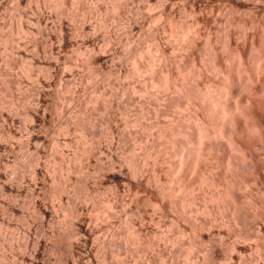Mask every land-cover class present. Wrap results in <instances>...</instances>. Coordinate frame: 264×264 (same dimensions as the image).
Here are the masks:
<instances>
[{"label": "bare ground", "instance_id": "bare-ground-1", "mask_svg": "<svg viewBox=\"0 0 264 264\" xmlns=\"http://www.w3.org/2000/svg\"><path fill=\"white\" fill-rule=\"evenodd\" d=\"M28 1L29 0H16L15 4H16V8L17 9H15V10H18V12L19 11L22 12L23 10L21 11L19 9H22L21 6L24 5V4L26 5ZM83 1L84 0H34L33 1V3L36 2V5L38 6V7L37 6L36 7L38 9L36 8L37 9V13H35V14H37V16H35V18H34L35 20L32 19V21H35V24L38 25L40 28L38 27L39 28L38 30L35 29L34 27H31V28H34L40 36L47 37L48 38L47 41L51 42L50 50L48 52H47V50L45 48L47 41L41 42L42 40L39 41L38 38H36V37L28 38V40L24 39L22 37L25 42L22 43V42L16 41L17 42L16 43L14 37L11 36V35L15 34V32H14L15 30L12 31V29H11V31L14 32L13 34H11V33H8V35L7 34H5V35L2 34L4 39L1 38V41L3 39V41H4L3 44L5 45L4 47L5 48H6V46L8 47V49H6V50H9V48H10L11 52L13 51L14 54L15 53H17V54L19 53L20 54V51H22L24 53V51L27 52V50H28L31 53V54L29 53V55L32 56L31 58L35 61V58H37L38 56L42 57V55H39L38 52H37V49H39V47L41 48V46H42L43 50L41 49L40 53L41 54L43 53V56L46 59H48V61L44 64V65H46V69L43 67V70L45 69L44 70L45 74L41 73L42 75L44 74L43 75L44 77H41L42 76L41 74H39L38 76L36 74H33V75H36L38 77V79L35 78L37 87L34 86L35 81L32 80L34 82L33 86L35 88H37V90L35 89L36 90L35 91V95L33 94V96H32V99L35 96L34 97V102L31 99L33 104H34V108L32 107L33 108L32 109L30 107L29 108L30 110H28L26 108L27 106L24 107V108H26L25 109L26 111H24V114L26 116L25 119H27V120H29L31 122L29 126H28V124H29V122H28V124H27L28 127H26V130H25L26 131L25 132L26 138L24 137L23 134H22L23 136L20 135L21 133L18 134L21 137H24L25 141L27 142V143L24 142L25 145H27V147L31 146L30 148H32V150H34L33 153L31 154V158L29 159V160H31V163H32V166L30 165L31 169H30V171H28L29 174H25L24 172H21L22 170H20L19 166H17V167L14 166L13 170H11V172H10L12 174L11 179H15V181L17 180V183L19 185H17V187H15V188H12V186H11L12 182H11V180H8L10 178V174L8 172V169L10 168L9 161L5 160L7 157L3 158L4 154L3 155L0 154V181L2 180L4 182V180H5V182H6V180H7V182L10 181V183H11L10 185H7L6 184L7 182L6 183L4 182L5 183V187L3 186L4 185L3 184L2 185L3 187H1L0 191L3 193L5 191L7 192V190H9V192L10 191L12 193L14 192L15 196H17V197L26 196V197L31 198L32 201H33V203H32L33 204V206H32L33 207L32 208L33 212L36 215V218H38V219L40 218V221H41L40 226L43 225V227H44V223L45 222H47V221L51 222L52 221L51 219H52V216H53L52 213H50V211H49L50 208H48V206H47L48 203L46 204V202H47L46 199H50V198L58 199L59 205L62 206L63 197L65 195L66 196H70L71 195L70 196L71 197L70 199H71V202H72L71 206L68 205V203H69L68 202V203H66L68 206L66 208L63 207L64 211H66L68 214L64 215V219L61 222L56 221V223H55V222L52 221L54 224L57 225V226L55 225L56 228H57V231H56L57 235H56L55 238H54V235H53V239L54 240L51 239L52 241L49 242V244H51L50 248L58 250V251L62 250V255L59 253L61 255L60 257H62V261H61L62 264H93V261H95L96 264H104L105 263L104 257L101 258L99 256L101 259L98 257L99 253L97 255L98 259H96L97 258L96 255L93 258L91 256V254L92 255H94V254L90 253L91 252V246L93 245V244L91 245V243L93 241L95 243V239H97V238H95L96 235L95 236H93V235L96 234L97 232L99 233L101 230H103V228L101 229L102 223L104 225L107 224L106 228L104 226L105 231L109 227L107 229V231L109 230L108 232L110 233L111 230H113L114 232L111 233L109 238L106 237L108 239H106L105 237H104L105 239L103 238L104 241L102 239V242L99 244V247H98V249L101 252L104 251V249H106V247L104 246V244L106 245L105 241H107L108 247L113 246V244L115 245V243L118 241V240H116V236L118 237L119 236L118 234H120V232H119L120 229H118V226L121 227V225H124V228H125L124 238H123V240H124L123 242H124L125 246H129L128 242L130 240L129 244L131 243V245H134V246L138 245V247H141V248L144 247L145 249L148 250V247H149L150 243H149V241L147 239H149V233H150V229H151V227H149V226H151L149 223L152 221L153 218H156L157 215H160V216L164 215L165 216V212H166L167 209L169 211L171 209H173V210H176V211H180L181 213H185L187 215L185 217H188L190 219V221L192 220V222L193 221L194 222L195 221L196 222L197 221L201 222V224L199 222V224L201 226H199L198 230L194 229V228H198V227H195V225H194V228H189L190 232H192V235L197 234L198 233L197 231H199L200 233L204 232V231L205 232L207 231L208 234H209L210 231H212V232L214 231L213 229H216V232H218L219 235L223 234L224 231L226 232V233L224 232L225 234H227L229 232L234 233L235 239L237 237L238 239L241 240V241H238V242L236 241V243H233L232 247L230 246V249L232 248L231 250H233L234 251L233 253H235V255L237 256V261L240 260V262H241L242 259H245L243 257L244 256L243 253L245 252V250H247L249 248L250 245H248V244H250V242L251 243L254 242V245H256V246H254L255 248H254L253 252L255 254L254 253L253 254H254V256L256 255L255 259L257 261L255 264H264V246L261 245L260 241H259L261 236L262 235L264 236V82L261 83L260 77H261L262 74L259 75V72H261L264 68H262V66L260 64L259 65H260L261 68L257 69L258 66L255 68L256 69V75H255L256 78H254V79L257 82L255 85H258L259 87L255 86L256 88H253V86H251V85H254L253 83H255V81L252 83L251 82V80H252L251 78L252 77L250 78L248 76V72H247L248 70H247V67H245V60H244V56H243L245 54H243V51H242V54H238L237 53V55H235L236 57L234 56L236 59L234 60L235 62H234V65L232 67L233 70L231 72L235 73V78H236L235 82L232 81L233 83L231 82V84H230V80H232L234 78L231 75L233 73L230 74V76H232L233 78L232 77L229 78V73H226L228 71H226L225 73H222L223 71L221 70L222 72H220V73L224 74L223 75V79H224V76H225V80H224L223 84L221 86H219V87H216V89H210V86H209V89H208V86L206 85V83H205V87H204V84H203L204 88H200L198 86H194L193 88H189V87H185L183 85L184 82L183 83H181V82L178 83L177 80H176V79H178V77L176 79H174V77L172 78V76H170L171 75L170 74L171 73L170 72L171 71V68H170L171 64L168 63V57L166 56L167 54L164 52V50H163V48L161 46L162 45L160 43V40H162L161 36L163 37V36L166 35L169 38H171V37L172 38H178V40L180 42V47H179L180 48V52H181L180 53V55H181L180 57H181V60H184L187 57L189 58L188 55L192 54V51L194 50L193 47L197 46L195 44H198V41H202V39H203L202 34L203 33H201L200 29H198L200 27V23L198 22L197 19L195 20L196 21L195 24L191 25L190 23L189 24L188 23H186V24L184 23V24H181L182 26L180 28H177L179 30L176 31L174 29L175 30L174 31L172 29V30L168 31V29L166 28V24H164V21L167 20L166 19V13H167L166 12V6L168 5V3L170 4V2H168V0H155L156 7H158V9H159L157 12L161 11V13L159 12V14L157 16V19H156V17L153 20L151 19V21H153V23L155 24V28H156V30L153 33H151V35H152L151 38L154 41V45H155L154 48L156 50V53H158V57H154V58H157L156 59L157 61H153L154 59H152V61H151L152 64L149 65L147 63L149 65V67L151 66L149 68V70H148V66L147 67L144 66V67L147 68L145 73H147V70H148L150 75L153 76V77L150 76V78H148L149 80L147 82H143L144 84L141 85V87L139 89L137 88L138 90L136 88H133V90H132V88H131L132 93H133L132 94V98L130 96L131 94L127 90V91H122L120 99H118V100H120V102L116 101L117 102V106H120L121 108H122V106H126V103H127L126 101H128V102L133 101L132 103L134 105L136 104V107L135 106L134 107L137 108V110H138V113H139L138 114L139 115L138 118L136 120L130 122V123L124 124L128 128V129L125 128V130L127 129V131L129 133L132 130L131 133H130L131 135H129V133L125 134L126 132L124 133V132H120V131H119L120 132L119 134H118V131H117V133H114L112 135L111 133H113V132L111 131V133H110L112 135L110 137L111 138V144L109 145L110 147H108V149H109V151H108L109 157L107 159V162L106 163H102V162L100 163L99 161H97V165L94 164V165H96V167H95L96 169L94 168L93 172H91L89 170V167H90V164L93 161L92 160L93 156H95L92 153H93V151L95 152L96 149H97L96 148L97 146H95V143H94V141H96V140H94V138H95V136H94V131H95L94 127H95L96 124H95V122L92 119H90V118L93 117V116L90 117V115H92L91 113H89L90 115L88 117L87 113H88V111H89V109L91 107L89 109L87 107H88V105L90 106L91 104H93L92 107L95 106L94 104H96V105L101 104L103 100L100 103V101H99L100 98H97V97L101 96L102 94L100 93L101 95L97 94V96H96V93L98 91H94V92H92V94H90L89 98L86 99V101L84 100L85 101L84 103L83 102L82 103H80V102L78 103V100H79L78 98L76 100L74 99V97L70 98L71 101L76 103V105L78 106L79 112L78 111L77 112L79 114H77L78 116L75 117L76 119L74 118L75 121H74V119H72L73 121L70 120L71 119L70 118V119L66 120L65 122H63L60 125L61 131L59 129L58 132L59 133L60 132H62V133L64 132L65 133V134L63 133L64 135H68L69 130L73 129L74 131H78L80 134H82V135H79V136H83V140H84L85 143H86V141H85L84 138H87V137L90 138L91 143H89V140L87 138L86 140H88V142L86 144H90V145L88 146V145L85 144L86 147H83L84 145L82 144L83 143L82 140L79 141V143L81 142L80 144H82L83 148L82 147L81 148L78 147L77 153H75L72 157L71 156L68 157V155H65L66 154V153H64L65 151L63 152V151L59 150V147H61V146H64V147L67 148L70 145V143L68 141L65 140L66 142H64V140H63V142H64L63 145H61L58 142H56L53 145L54 146L53 147L54 148L53 152H54V154L57 153L58 158H56L57 156L56 157L55 156H51V157H55L54 159H56V161L54 159H50L49 160V158H48V161H47V163H48L47 165L48 166L47 167H49L51 173L53 174V180H52V182H53L52 184L53 185H52L51 188L49 187L50 188L49 190H46V187H45L46 184L43 182V181H45V179L42 180L43 179V175H44V173H43L44 171L42 172V170L40 169L39 165L41 163L39 164V161H40V158H44V157H42L43 155L45 156L47 154V153L45 154V151H46L45 147L46 146L48 147L50 144L52 145L54 142L52 140H50V139H47L46 133H44L45 134V136H44V135H42L43 133L41 134V131H39V130L46 129L48 126L51 125V122L54 121V118L56 116H63V112H64V111L62 112V110L60 109V104L58 105L54 101L57 98L59 99L58 93L59 94H62V93L57 92L58 96L56 97L55 94L53 95L54 92H51L50 90H47L46 87L51 89L52 85H54L55 83H58L60 80H64L66 88H67L66 91H64V92H66V93H68V91L72 92V91H70V89H68V87H69L68 85H70V83L68 82L69 80L68 81L65 80L63 78V76L60 77L61 76V71L64 72L62 69H65L64 67H66V66H68V68H66V69H69V68H71L69 66L72 65L71 64V60L66 58L67 56L64 54L65 51H67V49H66L67 46H68L67 44H69V42H68L69 40H67L68 39L67 35H69L68 34L69 32L67 33V27H66L64 18H66V17L69 18L71 16V13L69 14V11L67 10V6L69 7V5H71V7H72V5L73 6L75 5L76 7H79L80 5H82L84 3ZM263 1L264 0H234L233 3L235 5H238V4H243L244 6L251 5V7H245L242 10V11H244L245 15H248L251 18L253 15L255 16L257 14V12L259 11L258 7L263 3ZM223 2H225V3H229L230 2L231 3V0H224ZM225 3H223L224 6H225ZM0 4H2V3H0ZM85 4L83 5L84 7H81L82 11L81 10L80 11L82 13H81V15H79V17L81 16L82 18L87 19V17H89V15H91L92 12L89 9V7L86 6ZM172 5H171V10L174 9L173 8L174 4H172ZM1 6H0V8H1ZM3 7H5V6H3ZM51 8L57 10V12H58V13L56 12L57 15L55 14L56 15L55 18L58 21L57 22L58 26H56L58 30L55 27V29L57 31L56 30L55 31L51 30L52 29L51 27H50L51 29H49V23L48 22L50 20L47 19V17L45 16L46 13H44L45 11H47L48 9H51ZM151 8L148 5L147 6V10L148 11L146 9L145 10L147 12H150L152 10ZM79 9H80V7H79ZM24 10H25V8H24ZM169 10H170V8H169ZM210 11H212L211 8H210ZM210 11H209V13H210ZM33 12H34V10H33ZM24 13H22V14H24ZM192 13H193V17H194V15H198V17L202 16V15L204 16L202 11L201 12L193 11V12H191V15H192ZM3 14H4V12H3ZM188 14H189V12H188ZM21 16H19V17H20V20L22 22L23 19H21ZM137 16H139V14ZM171 17L172 16H170L169 19ZM190 17H189V19H190ZM209 17H210L209 14L206 15V17L205 16L201 17V19L203 18L202 21L203 20L206 21V22H203V23H207V20L209 19ZM130 18H129V20H130ZM152 18H153V16H152ZM244 18H245V16H244ZM25 19L27 20V18H25ZM129 20H128V22L127 21H125V22L127 23V25L130 28L132 26V24H133L132 23L133 21L131 22ZM140 20H141V18H140ZM144 20L145 19H143V21L141 20L140 22H144ZM246 20H249V19H246ZM199 21H201V20H199ZM171 22H173V21H171ZM134 23L135 24H133V25L136 26V24L138 23L136 19H135ZM25 24H27V23H25ZM106 24H107V22H106ZM156 24H158L157 27H156ZM32 25H33V23H32ZM84 29L85 28H83L81 30L83 35H85V30ZM86 29H88V28H86ZM256 29H257L256 28V24L254 22H250V24L247 25V30H246V32L243 33V36L241 38L244 41L245 44L253 42V39H254V34L253 33H254V31ZM31 30L29 29V27L26 28V30H25L24 25L22 23H18L17 27H16V34L17 35L20 34V35L24 36L27 33V34L32 35ZM35 30H33V31H35ZM11 31H9V32H11ZM251 32H252V34H250ZM35 35H37V34H35ZM110 37H107V39H108L107 42L109 41ZM16 38H17V36H16ZM20 38H21V36H20ZM91 38H94V37L90 36L89 40ZM18 40H19V38H18ZM54 41H55V43L58 44V47L57 46L55 47ZM110 41H112V40H110ZM262 41H263V43H261ZM262 41L260 42L261 45H262V47L260 46L262 48V52L259 53V54H261V56H260L261 63L264 62V30H263ZM96 43H97V41H96ZM176 43H178V42H176ZM73 44L71 46H73ZM108 44H110V43L108 42ZM173 45H175V44H173ZM104 48H105V46H104ZM104 48H102V49L105 50ZM23 49H24V51H23ZM71 49H74V47L71 48ZM82 49H83V47H82ZM122 49H123V47H122ZM2 50L4 51V49H2ZM171 51L173 52V49ZM208 51H210L211 54H212L213 49L212 50L210 49ZM22 52H21L22 55H25V54L28 53L27 52V53L23 54ZM92 52H93V50H92ZM136 52H137L136 53L137 55L140 54L139 51H136ZM210 52H209V54H210ZM5 53H6V51H5ZM103 53L104 52H101V54H99V55L95 54L96 56H94L93 54L90 55V56L87 55L88 63L90 65H92V66H95L96 64L98 65L100 63L105 62L103 60V58H102V57L105 56V55H103ZM109 53H110V51H109ZM9 54H10V52H9ZM134 54H133V57L135 56L134 59H136V57H138L137 58L138 60L141 59V57L136 56ZM214 54H215V51H214ZM81 55H82V53H81ZM16 57H18V56H16ZM39 57H38V59H39ZM44 57H42V58L44 59ZM82 57H83V55H82ZM151 57H153V56H151ZM191 57L192 56L190 55V58ZM209 57H210V55H209ZM28 58L29 57H27V60H28ZM83 58H85V57H83ZM211 58H212V56H211ZM6 59L7 60L5 62H6V66H7L6 69L7 70H5L3 72H0V80H2L4 83H8V84L10 82H12V84H10V85H14L18 89V87H19L18 85L19 84L20 85L23 84L21 82V80H23V79L21 77H20L21 78L20 79L18 76L17 77L20 80L19 79L15 80L14 77H13L14 79H12L11 77L13 75L12 76L10 75V71H12V69H14L16 67L18 68V66H21V65L25 66V65L22 64L23 62L21 63L23 58H22L21 61H19V59H17V58L16 59L18 61L16 59L14 61V59L12 60V58H10V57H9V59H8V57ZM192 59H193V57H192ZM33 60H31V62ZM257 61H258V59H257ZM19 62L21 63V65H19L20 64ZM38 62L39 61L37 60V63ZM40 62H41V60H40ZM43 62H45V61H43ZM86 62H87V60H86ZM32 64H33V62L31 63V65ZM214 64H215V62H213V66H212V64H209V68L215 70L214 72H217V70H216L217 67L215 68ZM101 65H103V64H101ZM262 65H264V64H262ZM26 66L25 67H20V68H24V69L28 68L29 74L28 73L27 74L30 75V72H31L32 68L26 67ZM3 67H4V65H3ZM32 67H33V65H32ZM177 67H179V66H177ZM180 67L178 68V70L181 73L182 69H184V68L180 69ZM36 68H37V65H36ZM36 68H35V65H34V67H33L34 70L33 69L32 70L33 71L38 70ZM136 68L137 69H135V70H136L137 74L141 75L142 73H144L143 70H145V69H142L141 66L140 67L136 66ZM156 68H158L159 74H160L159 77H157V78H155V76H156V71H155ZM211 69H210V71H211ZM253 71H255V70H253ZM39 72H40V70L37 73H39ZM121 72L122 71L119 70V74H118L119 77L121 76V74L123 75V73H121ZM257 72H258V76H257ZM89 73H91L93 78L94 77L97 78L98 74L102 73V70H100V69L96 70L95 69V70H93V71H91ZM23 74H22V76H23ZM71 74H72V72H71ZM154 74H155V76H154ZM91 75H89L88 77H90ZM103 75H104V72H103ZM179 75H183V74H179ZM250 75H251V73H250ZM71 77H72V75H71ZM121 77H123V76H121ZM93 78L91 77L89 79H93ZM185 78H187V77H185ZM195 78L193 79V77H192L193 81H196ZM121 79L123 80V78H121ZM196 79H198V78H196ZM64 81H63V83H64ZM183 81H185V80H183ZM24 83H26V82H24ZM259 83H260V85H259ZM190 84H192V81H191ZM210 84L212 86H214L213 83H210ZM30 85L32 86L31 83H30ZM185 85H186V82H185ZM186 86H188V85H186ZM26 87H28V86H26ZM32 89H34V88H32ZM131 90H130V92H131ZM60 91H62V90H60ZM0 93H1V91H0ZM135 94H137V96L139 95L138 98L137 97L133 98V95L136 96ZM52 97H54L53 101H51ZM102 97H103V95H102ZM152 97H153V99H156V101H157L156 107H152L151 106L150 101H151ZM27 98H28V96H27ZM175 98H179V99H181V101L183 100V102L185 103V107L184 108H186L187 110H189V109L192 110L191 111L192 114L190 116H187L189 118V120H186V121H189L188 125H190L189 123L192 124V126L191 125L190 126L193 128L192 129V131L194 132L193 133V136H194L193 140H194V143L196 144V147L195 146H193V148L190 147L191 149L189 148V152L188 151L186 152V147H188L189 140L186 141L187 137L185 138L184 135L182 134L184 131L182 132V130H180L182 128L181 124H178V123L175 124L176 121L175 122L172 121L173 123H170V124L168 123L166 125L165 124L162 125V123H160V119H161V117H163V116H159V111H160V109L163 108L162 105L165 104V102H166V103H168L170 105V107L172 106V107L175 108V106H174L175 105V100H176ZM15 99H17V98H15ZM61 100H62V98H61ZM111 101H112V99H111ZM23 102H21V103H23ZM53 102H54V104H53ZM55 103L58 106H56ZM177 103H179V102H177ZM10 104H12V103H10ZM14 104H16L15 101L13 103V106H14ZM17 104H18V102H17ZM17 104L15 106H17ZM102 104L104 105V103H102ZM20 105L22 106V104H20ZM10 107H11V105H10ZM17 107H18V109L16 107L14 108L15 112L11 108L13 110V112L11 114L8 113L6 115L3 114L2 110H0V117L1 118L4 117V118H6V120L9 119V120H11V122H14V121H12L14 119L13 118L14 115H12V114L13 113L14 114H16V113L19 114V113L23 112V111H20L21 109H20L19 104H18ZM6 108H7V106H6ZM103 108H105V107H103ZM178 109H180V108H178ZM18 111H19V113H18ZM201 111L206 116L202 115L201 117H199L200 116L199 114H200ZM202 117H203V119H204V117H206L208 119V121H206L207 123L205 121L204 122L202 121L203 120V119H201ZM25 119H24V121H25ZM151 119H154V123L152 122L153 120L151 121ZM164 119L165 118H163L162 121ZM27 120L25 122H27ZM147 120H149L148 123H146L145 126H143L142 123L143 122H147ZM165 121H166V119H165ZM169 122H170V120H169ZM1 124H2V122H1ZM190 126H189V128H190ZM50 127H48L46 130H43V132L49 130V131L55 133L54 132V128L51 127L52 128L51 129ZM119 127H120V125H119ZM93 129H94V131H93ZM1 131H2V138L1 139H3V140H4V138H5V140L11 139V138L14 139L17 136L8 127H7V129H3ZM106 131H108V130H106ZM154 132H155V134H154ZM153 134L156 136L154 138L155 139L157 138V140H156L155 143H153V145H151L152 143L149 141V139L151 138V141H153L152 140ZM132 135L135 136V138H134L133 143H130V144H132L130 146L128 144V142L132 141L131 140L132 139L131 138ZM180 137H182L181 141H180ZM183 137L185 139H183ZM54 138H56V137H54ZM49 140L52 141V142H50ZM11 141H8V142H11ZM76 141H75V143H76ZM116 141H117V143L119 145L121 144L122 147H123V154H122L123 156L121 158L118 157V155L113 154L114 152L113 153L111 152L112 151L111 149H113V146L116 143ZM149 142L151 144H149ZM168 142H171V144H172V146L169 147V148L173 149V151H174L173 155H174V157H176V160L171 165L172 169L171 168H170L171 170L167 169L168 172L170 171L169 174L171 173L170 177L171 176L172 177L170 178L168 176L170 178L169 181L166 178V180L169 182L168 184H166V183L163 182V179H164L163 176H165V174H168V173H164V172L162 173L163 169L162 170L160 169L161 171H159V172H161L164 175L162 176L161 173L158 175V172H157L158 169L156 171V167L159 165V166H162V167L165 168V165H166V162H167L166 161L167 159H165V156H167L166 153H168L166 151V145H168V144L171 145ZM7 143L6 144L5 143L4 144L3 143L0 144V153H2L1 151H3V152L7 151V152H11V153L14 151V146L15 145H13L11 143L13 145L12 146L10 143L9 144H7ZM79 143H78V145L80 146ZM127 144L130 146L128 149L126 147ZM72 145L74 146L75 144H72ZM21 147H23V146L21 145ZM25 147H24V149H25ZM18 149H20V147ZM18 149H16V150H18ZM16 150L14 152H16ZM7 152L5 154H7ZM27 152H29V151H27ZM119 152H120V150H119ZM127 152H129V153L127 154ZM42 153H44V154L40 157V155ZM12 154H15V153H12ZM19 155H22V154H19ZM91 155H93V156H91ZM18 157H20V156H18ZM17 160H18V158H17ZM20 160H21V158H20ZM83 160L86 161V169L88 170V171L86 170V172H84L82 170V168L78 166L79 162L83 161ZM168 162H169V160H168ZM167 164H169V163H167ZM11 165H12V163H11ZM125 168L133 173L129 178H127L123 174V170ZM165 172H167V171H165ZM77 174L79 176L75 178L73 175H77ZM135 174H137V175H135ZM110 175L117 176V177H119L121 179L120 185L123 187V194L122 195H125V193H126V195L129 196L131 193H133V190H134L135 193L132 194V195H134L133 196L134 199L129 198L132 201H129V200L126 201L127 202L126 205L127 206L129 205L128 202H130V205H129V207L125 206L122 198L120 200L119 188L115 185V187L112 190L110 189L111 191L107 190V191H110V194L106 193L108 196L106 197L107 198L106 199V203L104 204L105 205L104 206L105 209H103V208H101L99 206L101 208V210L103 209L102 212H100L99 211L100 208L99 209L97 208L98 209L97 211L99 213H101L102 216L100 217V216H97L98 214L97 215L95 214V217H98V218H95L94 215H93V217L95 218L94 219L93 217H90L91 213L89 212L90 213L89 217L91 218L90 219L86 215V212H88V210L90 208L89 206H91V208H93L94 206H96V203H99L100 191L102 189L103 182L108 180ZM90 179H93L94 182L88 181ZM15 181H13V183ZM89 182H91L92 185L89 184ZM131 182L134 183V185H135V186H133L135 188L133 190H132V183ZM79 183L81 184V186H80ZM171 184H172V187H171ZM6 185L9 186L8 187L9 189L6 188ZM166 185L167 186L170 185V188H166L167 187ZM14 186H16V185L14 184ZM89 186H90V188H88ZM26 187L27 188L28 187L31 188V191L29 190L30 191L29 192L28 190H26ZM89 189H91V190L89 191ZM11 192H10V194H11ZM127 192H131V193H127ZM79 194L82 196V199H83V202L81 204H79V199L81 198V196ZM7 195H8V193H7ZM78 195L80 196L79 199H78V197H79ZM254 195L257 196V199H258V197H260L262 202L259 201V200L258 201L260 203L257 202V199L255 198L256 196H254ZM12 196H14V195H12ZM23 198H25V197H23ZM254 198H255L256 202H255ZM131 205H133V208H131ZM61 209H62V207H61ZM12 211H13V209H12ZM91 211L93 212V210H91ZM10 212H11V210H10ZM177 213H179V212H177ZM137 216L141 219L140 220L141 223L138 226V227H140L139 228L140 230L139 231H137L138 229L136 230V232H138V233L135 232V226L136 225L134 226L133 222H130V219L136 218ZM28 217H30V216H28ZM123 217H125L126 219L123 218ZM92 218H93V220H92ZM101 218H103L105 223L102 222V220H100L101 224L99 223V219H101ZM115 218L120 219L119 221H121V218H123L126 221L125 222L123 221L124 222V223L122 222L123 224H121L119 222L121 225H118L116 227V229H115V227L112 226L111 223H110V221L114 220ZM158 220H160V218ZM40 221H39V223H40ZM163 222H164V220H163ZM108 223H109V226H108ZM20 224H23V223H20ZM3 230H2V227H0V233H2ZM156 231H157V229H156ZM28 232H29V230H28ZM125 232H126V234H125ZM216 232H214V233H216ZM220 232H222V233L220 234ZM109 233H105V234H109ZM216 234L214 236H216ZM100 235H101V233H100ZM120 235H123V234H120ZM219 235H217V236H219ZM140 236H141L142 240H141ZM163 236H164V234H163ZM209 236H210V234H209ZM221 236H219V237H221ZM26 237H28V238L24 237L25 240L23 242V250H24L25 253L22 252L24 254L23 255L20 254V256L22 258L20 260H23L24 262L27 261L28 264H43L41 262V259H44L43 258L45 256L44 255V251H46L45 248H47L46 247L47 243H44L43 241H37L38 239L35 242L34 241L32 242V239L31 240L29 239L30 236H26ZM183 237H181V238H183ZM194 237H195V235H194ZM211 237L213 238V236H211ZM2 238H0V242L4 243V238L3 239ZM212 238H211V240H212ZM6 239H7V235H6V238H5L6 248H8L7 245L9 247H11L12 244L9 241L10 239H8V241H6ZM217 240H215V239L212 240V242H211L212 248L210 247L211 249L209 247L208 248H206V247L202 248V247L199 246V248L202 249V250L201 249L200 250H201L203 255L201 256L200 260L196 261L195 264H207V262L210 263V261L213 262L215 260V253H214L213 249L219 248V247H221L223 245L221 243V241L217 242ZM261 240H262V238H261ZM262 241H261V243H263ZM150 242H151V240H150ZM195 242H196V240H195ZM199 243H201V246H204L203 245L204 243H202V242H199ZM1 245H0V247H1L0 250L1 249L3 250V248H2L3 245L2 246ZM117 247H118V245H117ZM150 247H151V245H150ZM152 247H153V245H152ZM12 248H13V246H12ZM250 249H248V250H250ZM125 251H126V249H125ZM228 252H230V251H228ZM247 252H249V251H246V253ZM45 253H47V252H45ZM104 254H103V256H104ZM111 256H112V254H111ZM117 256H119V255H117ZM112 258L116 259V257H112ZM112 258H111V260H112ZM111 260H110V262H111ZM115 261H117V260H115ZM146 261H148V260H146ZM56 262H58V260ZM113 262L114 261L112 260L111 264H113ZM187 262H188V260H187ZM240 262L238 264H240ZM147 263L148 262H146V263L144 262L142 264H147ZM114 264H119V263L115 262Z\"/></svg>", "mask_w": 264, "mask_h": 264}, {"label": "rangeland", "instance_id": "rangeland-1", "mask_svg": "<svg viewBox=\"0 0 264 264\" xmlns=\"http://www.w3.org/2000/svg\"><path fill=\"white\" fill-rule=\"evenodd\" d=\"M33 1L34 0H29L28 2H27V4L25 5H22L21 7H22V9H19V10H23L22 12H18V10H15V9H17L16 8V0H0V3H2V4H0V6H1V8H0V41H1V38H3L4 39V37L2 36V34L3 35H5V34H7L8 35V33H11V34H13L14 32H15V34H13V35H11L12 37H14V39H15V42L16 41H18V42H25L24 41V39H27L28 40V38H31V37H36V38H38V40L39 41H41V42H44V41H47L48 40V38L47 37H42V36H40L38 33H37V31L35 30V29H39L40 27L38 26V25H36L35 24V21H32V19L33 20H35L34 18H35V16H37V14H35V13H37V5H36V2H34L33 3ZM87 3H86V2ZM97 1V2H96ZM115 1V2H114ZM224 0H168V2H170V4L168 3V5L166 6V19L167 20H165L164 21V24H166V28L168 29V31L169 30H179V29H177V28H180L182 25L181 24H186V23H190L191 25L192 24H195V20L197 19L198 20V22L200 23V27L198 28V29H200V32L201 33H203L202 34V36H203V39H202V41H198V44H195V45H197V46H194L193 47V51H192V54H190L192 57H193V59H192V57L190 58V55H188L189 56V58L187 57V58H185L184 60H181V55H180V42H179V40H178V38H169V37H167L166 35L165 36H161V39L162 40H160V43L162 44H160L161 46H162V48H163V50H164V52L167 54L166 56L168 57V63L169 64H171V75L170 76H172V78L174 77V79H176L177 77H178V79H176L177 80V82L178 83H183V85L185 86V87H189V88H193L194 86H198V87H200V88H204L205 87V83H206V85L208 86V89H209V86H210V89H216V87H219V86H221L222 84H223V82H224V80H225V76H224V79H223V75L224 74H221L220 72H222V73H225L226 71H228V72H226V73H229V78L230 77H234L235 78V73H233V72H231L232 70H233V65H234V60L236 59L235 57V55H237V53L238 54H242V51H243V54H245V55H243L244 56V60H245V67H247V72H248V76L252 79L251 80V82L253 83L254 81H255V79L254 78H256L255 77V75H256V67H257V69L258 68H261L260 67V65L262 66V68H264V65H262V64H264V62H262L261 63V58H260V56H261V54H259V53H261L262 52V45H261V43H263V41H262V36H263V30H264V1H263V3L258 7L259 8V11L257 12V16L255 15H253L251 18H250V16H248V15H245V13H244V11H242L245 7H251V5H246V6H244L243 4H238V5H235L234 3H233V1L234 0H231V3L229 2V3H225V2H223ZM84 3L82 4V5H80L79 7H80V9H79V7H76L75 5L73 6L72 5V7H71V5H69V7L67 6V10L69 11V14L71 13V16L69 17V18H67L66 16V18H64L65 19V24H66V27H67V33L69 34V35H67V40H69L68 42H69V44H67L68 46H67V51H65V55L67 56L66 58H68V59H70L71 60V64L72 65H70L69 67H71V68H69V69H66V68H68V66H66V67H64L65 69H62L64 72H62L61 71V76L60 77H62L63 76V78L65 79V80H69L68 82L70 83V85H68L67 87H68V89H70V91H72V92H69L68 91V93H66V92H64V91H66V85H65V81L64 80H58L57 82L58 83H55L54 85H52L51 86V89L50 88H48V87H46L47 88V90H50L51 92H54L53 93V95L55 94L56 95V97L58 96L59 97V99L57 98V99H55L54 101L59 105L60 104V109L62 110V112H63V116H56L55 118H54V121H52L51 122V127L52 128H54V132L55 133H53V132H51V131H49V130H47V131H44L43 132V130H46L48 127H50V126H48L46 129H43V130H39V131H41V134L42 135H44L45 136V134L44 133H46V137H47V139H50V140H52L54 143L51 145H49L48 147L46 146L45 147V156L43 155L44 153H42L41 155H40V157L42 156V157H44V158H40V161H39V167H40V169L42 170V172L44 173V175H43V179L42 180H44L45 179V181H43L46 185H45V187H46V190H49L51 187H52V180H53V174L51 173V171H50V169H49V167H47L48 165V163H47V161H48V158H49V160L50 159H54L56 156H57V153H55L54 154V152H53V150H54V144L56 143V142H58V143H60L61 145H63L64 144V142H66V141H68L69 143H70V145L66 148V147H64V146H61V147H59V150H61V151H65L64 153H66L65 155H68V157H72L75 153H77V151H78V147H82V144L84 145L83 147H86V145H90V144H86L87 142H88V140H89V143H91V141H90V138L89 137H87L88 138V140H86L87 138H84L85 139V141H86V143L84 142V140H83V136H79V135H82V134H80L78 131H74L73 129L71 130H69V132H68V135H64L62 132H58L59 131V129H60V125L63 123V122H65L66 120H68V119H70V120H72V119H74L75 117H77L78 115L77 114H79L78 112H79V110H78V106L76 105V103H74V102H72L71 101V99L70 98H72V97H74V99L76 100L77 98L79 99L78 100V103L80 102V103H84L85 101H86V99H88L89 98V96H90V94H92V92H94V91H98L97 93H96V96H97V94L99 95L100 93L103 95V97H102V95L101 96H98L97 98H100V103H101V101H102V103H104V105L102 104H99V105H96V104H94L95 106H93L92 107V105L93 104H91L90 106L88 105V109H89V111H88V117H89V113H91L92 115H90V117H92V118H90V119H92L94 122H95V127H94V129H95V131H94V129H93V131H94V136H95V138H94V140H96V141H94V143H95V146H97L96 148V151L94 152L93 151V153L92 154H94L95 156H93V155H91V156H93V158H92V163L90 164V167H89V170L91 171V172H93V169L96 167V165H97V161H99L100 163L102 162V163H106L107 162V159H108V157H109V154H108V151H109V149H108V147H110L109 145L111 144V136L114 134V133H117V131H118V134L120 133V132H126L125 134H128L129 132L127 131V127H126V125H124V124H127V123H130V122H132V121H134V120H136L137 118H138V110H137V108H135L136 107V104L134 105L132 102L133 101H131V102H128V101H126L127 103H126V106H122V108L120 107V106H117V102H120V100H118V99H120V96H121V93H122V91H127L128 90V92L131 94H129L130 96H131V98H132V90H133V88H140L141 87V85H143L144 83L143 82H147L149 79L148 78H150V73H149V68L151 67H149V65L150 64H152V59H154L153 61H157L156 59L157 58H154V57H158V53H156V50H155V48H154V41H153V39L151 38L152 37V35H151V33H153L155 30H156V28H155V24L153 23V21H151V19L153 20L155 17H156V19H157V16H158V14H159V12L161 13V11H159V12H157L159 9H158V7H156V2H155V0H84L83 1ZM111 2V3H110ZM124 2V3H123ZM144 2V3H143ZM187 2V3H186ZM219 2V3H218ZM86 3V4H85ZM108 3V4H107ZM121 3V4H120ZM154 3V4H153ZM216 3V4H215ZM223 3H225V6H224V4ZM233 3V4H232ZM86 5V6H88L89 7V9L91 10V15H89V17H87V19H85V18H82L81 16L79 17V15H81V11H82V8L81 7H84L83 5ZM96 4V5H95ZM119 4V5H118ZM172 4H174V9H172L171 10V5ZM183 4V5H182ZM207 4V5H206ZM213 4V5H212ZM220 4V5H219ZM230 4V5H229ZM150 6V8L152 9L150 12H147L148 10H147V6ZM176 5V6H175ZM215 5V6H214ZM3 6H5V7H3ZM9 6V7H8ZM28 6V7H27ZM37 6V7H36ZM122 6V7H121ZM129 6V7H128ZM143 6V7H142ZM146 6V7H145ZM173 6V5H172ZM184 6V7H183ZM211 6V7H210ZM25 8V10H24V8ZM195 7V8H194ZM235 7V8H234ZM3 8V9H2ZM37 8V9H36ZM129 8V9H128ZM136 8V9H135ZM169 8H170V10H169ZM179 8V9H178ZM210 8H211V10L212 11H210ZM233 8V9H232ZM27 9V10H26ZM53 8H51V9H48L47 11H45L44 13H46L45 14V16L47 17V19H49L48 21V23H49V29H51V30H53V31H55L56 29H57V27L56 26H58V24H57V20H56V18H55V16L57 15V10H55V9H53ZM98 9V10H97ZM147 11H146V10ZM186 9V10H185ZM197 9V10H196ZM199 9V10H198ZM218 9V10H217ZM30 10V11H29ZM33 10H34V12H33ZM81 10V11H80ZM110 10V11H109ZM220 10V11H219ZM117 11V12H116ZM138 11V12H137ZM142 11V12H141ZM145 11V12H144ZM184 11V12H183ZM193 11H196V12H201L202 11V13L204 14V16L206 17V15H210V17H209V19L207 20V23H203V22H206V21H202V19H201V17H204L203 15L202 16H199L198 17V15H194V17H193V13H192V15H191V12H193ZM209 11H210V13H209ZM3 12H4V14H3ZM25 12V13H24ZM57 12V13H56ZM188 12H189V14H188ZM207 12V13H206ZM218 12V13H217ZM18 13V14H17ZM22 13H24V14H22ZM27 13V14H26ZM73 13V14H72ZM147 13V14H146ZM182 13V14H181ZM212 13V14H211ZM238 13V14H237ZM10 14V15H9ZM34 14V15H33ZM48 14V15H47ZM56 14V15H55ZM139 14V16H137V15ZM144 14V15H143ZM174 14V15H173ZM186 14V15H185ZM206 14V15H205ZM3 15V16H2ZM5 15V16H4ZM21 16V19H23L22 20V22H21V20H20V17L19 16ZM178 15V16H177ZM217 15V16H216ZM91 16V17H90ZM100 16V17H99ZM132 18H130V17ZM152 16H153V18H152ZM170 16H172L170 19H169V17ZM191 16V17H190ZM197 16V17H196ZM244 16H245V18H244ZM4 17V18H3ZM12 17V18H11ZM146 17V18H145ZM175 17V18H174ZM189 17H190V19H189ZM196 17V18H195ZM214 17V18H213ZM249 17V18H248ZM25 18H27V20L25 19ZM55 18V19H54ZM77 18V19H76ZM129 18H130V20H129ZM137 20V24H136V26L135 25H133V24H135L134 22H135V19ZM140 18H141V20L143 21V19H145L144 20V22H140L141 20H140ZM3 19V20H2ZM11 19V20H10ZM79 19V20H78ZM86 21H85V20ZM127 19V20H126ZM155 19V20H156ZM246 19H249V20H246ZM17 20V21H16ZM128 20L129 21H133L132 23V26L129 28V26L127 25V23L125 22V21H127L128 22ZM139 20V21H138ZM178 20V21H177ZM189 20V21H188ZM199 20H201V21H199ZM251 20V21H250ZM10 21V22H9ZM26 21V22H25ZM69 21V22H68ZM82 21V22H81ZM171 21H173V22H171ZM193 21V22H192ZM257 21V22H256ZM27 23V24H25V23ZM56 22V23H55ZM71 22V23H70ZM84 22V23H83ZM106 22H107V24H106ZM140 22V23H139ZM170 22V23H169ZM250 22H254L255 24H256V30L254 31V39H253V42L252 43H244V41L241 39L242 38V36H243V33L244 32H246V30H247V25L248 24H250ZM18 23H22L23 25H24V28H25V30H26V28H28L29 27V29L31 30V32H32V35H30V34H25L24 36L23 35H20V34H16V27H17V24ZM32 23H33V25H32ZM150 23V24H149ZM163 23V22H162ZM248 23V24H247ZM13 24V25H12ZM68 24V25H67ZM84 24V25H83ZM86 24V25H85ZM106 24V25H105ZM171 24V25H170ZM202 24V25H201ZM207 24V25H206ZM210 24V25H209ZM27 27H26V26ZM35 25V26H34ZM78 25V26H77ZM142 25V26H141ZM154 25V26H153ZM157 25L158 24H156V27H157ZM180 25V26H179ZM240 25V26H239ZM54 26V27H53ZM70 26V27H69ZM83 26V27H82ZM93 26V27H92ZM104 26V27H103ZM178 26V27H177ZM259 26V27H258ZM4 27V28H3ZM31 27H34V28H31ZM39 27V28H38ZM51 27V28H50ZM55 27H56V29H55ZM96 27V28H95ZM103 27V28H102ZM123 27V28H122ZM154 27V28H153ZM2 28V29H1ZM83 28H85L84 30H85V35H83L82 34V29ZM86 28H88V29H86ZM92 28V29H91ZM100 28V29H99ZM114 28V29H113ZM11 29H12V31H14V32H12L11 31ZM71 29V30H70ZM7 30V31H6ZM33 30H35V31H33ZM58 30V29H57ZM56 30V31H57ZM77 30V31H76ZM174 30V31H175ZM9 31H11V32H9ZM71 31V32H70ZM151 31V32H150ZM73 33V34H72ZM261 33V34H260ZM35 34H37V35H35ZM89 34V35H88ZM94 34V35H93ZM228 34V35H227ZM250 34H252V32L250 33ZM10 35V34H9ZM39 35V36H38ZM96 35V36H95ZM261 37H260V36ZM16 36H17V38H16ZM20 36H21V38H20ZM90 36H92V37H94V38H91L90 40H89V38H90ZM111 36V37H110ZM24 39H23V38ZM71 37V38H70ZM107 37H110V39H109V43L110 44H108V42H107ZM131 37V38H130ZM228 37V38H227ZM238 37V38H237ZM18 38H19V40H18ZM40 38V39H39ZM96 38V39H95ZM104 38V39H103ZM133 38V39H132ZM151 38V39H150ZM240 38V39H239ZM3 39H2V41L0 42V72H3V71H5V70H7L6 68H7V66H6V58L8 57V59H9V57L10 58H12V60L14 59V61H15V59L17 58V59H19V61H21L22 60V58H23V60L21 61V63L23 64V65H27L26 67H30V68H32L33 69V67H34V65H35V68H36V65H37V68L36 69H38V70H35V71H33L32 69H31V72H30V75H28L29 74V71H28V68H20V67H25V66H22L21 65V63L19 64V65H21V66H18V68L16 67V68H14V69H12V71H10V75L12 76L11 78L12 79H14L15 78V80H17V79H19L20 77L23 79V80H21V82L23 83V84H19L18 86V89L14 86V85H10V84H12V82H10L9 84L8 83H4L2 80H0V91H1V93H0V110H2V112H3V114H8V113H12L13 112V110H14V108L16 107L17 109H18V104H19V106H20V111H23V112H21V113H19V111H18V113L19 114H12V115H14L13 116V120L12 121H14V122H11V120H6V118H1L0 117V144H6L8 141H11V142H8L7 144H13V145H15L14 146V151L16 150V149H18L19 147H20V149H18V150H16V152H12V153H15V154H12L11 152H7V154H5L3 151H1L2 153H0V154H4L3 155V158H5V157H7L5 160H7V161H9V166H10V168L8 169V172H9V174H10V178L8 179V180H11V182H12V184L10 183V181L9 182H7V180H6V182H5V180H4V182L7 184V185H10L11 184V186H12V188H15V187H17V185H19L18 183H17V180L15 181V179H11V176H12V174L10 173L11 172V170H13V168H14V166L15 167H17V166H19V168H20V170H22L21 172H24L25 174H29V172L28 171H30V169H31V166H32V163H31V160H29L30 158H31V154L33 153V151L34 150H32V148H30V147H27V145H25V143L24 142H26L25 141V139H24V137L26 138V136H25V130H26V127H28L29 125H30V121L29 120H27V119H25V114H24V111H26L25 109L27 108L28 110H30L29 108L31 107H33L34 108V104H33V102H34V97H33V99H32V96H33V94L35 95V91L37 90V88H35L34 86H36L37 87V85H36V79H38V75L39 74H41V73H44L45 71V69H46V65H44L47 61H48V59H46L44 56H43V53L41 54L40 52H41V49L43 48L42 46H41V48L39 47V49H37V52H38V54L39 55H42V57H44V59L40 56H38L39 57V59H38V57L37 58H35V61L31 58L32 56H30L29 55V51L27 50V52H25L24 51V49H23V51H24V53H27V54H25V55H22L21 54V52L22 51H20V54L18 53H15L14 54V52L12 53L11 52V49L9 48V50H6V49H8V47L6 46V48L4 47L5 45L3 44L4 43V41H3ZM135 39V40H134ZM21 40V41H20ZM92 40V41H91ZM104 40V41H103ZM110 40H112V41H110ZM141 40V41H140ZM176 40V41H175ZM262 42H261V41ZM90 41V42H89ZM96 41H97V43H96ZM153 41V42H152ZM27 42V41H26ZM88 42V43H87ZM92 42V43H91ZM107 42V43H106ZM121 42V43H120ZM138 42V43H137ZM148 42V43H147ZM176 42H178V43H176ZM229 42V43H228ZM261 42V43H260ZM17 43V42H16ZM50 43V44H49ZM74 43V44H73ZM84 43V44H83ZM106 43V44H105ZM128 43V44H127ZM172 43V44H171ZM241 43V44H240ZM54 44H55V47L57 46L58 47V44L57 43H55V41H54ZM73 44V46H71ZM78 44V45H77ZM80 44V45H79ZM102 44V45H101ZM108 44V45H107ZM124 44V45H123ZM173 44H175V45H173ZM251 44V45H250ZM2 45V46H1ZM101 45V46H100ZM165 45V46H164ZM209 45V46H208ZM211 45V46H210ZM245 45V46H244ZM49 46V47H48ZM50 46H51V42H48L47 41V43H46V46H45V48H46V50H47V52L50 50ZM99 46V47H98ZM104 46H105V48H104ZM108 46V47H107ZM177 46V47H176ZM213 46V47H212ZM253 46V47H252ZM261 46V47H260ZM74 47V49H71V48H73ZM82 47H83V49H82ZM122 47H123V49H122ZM131 47V48H130ZM134 47V48H133ZM38 48V47H37ZM85 48V49H84ZM102 48H104L105 50H103ZM2 49H4V51L2 50ZM65 49V50H66ZM76 49V50H75ZM89 49V50H88ZM132 49V50H131ZM170 49V50H169ZM173 49V52L171 51ZM212 50L213 49V51H212V54H211V52L210 51H208V50ZM43 50V49H42ZM85 52H84V51ZM92 50H93V52H92ZM150 50V51H149ZM177 50V51H176ZM250 50V51H249ZM5 51H6V53H5ZM80 51V52H79ZM89 51V52H88ZM104 52L103 53V55H105L104 57H102L103 58V60L105 61V62H103V63H100V64H94L95 66H92V65H90L89 63H88V57H87V55H94V56H96V55H99V54H101V52ZM109 51H110V53H109ZM136 51H139L140 52V54L139 55H137L136 53ZM146 53H145V52ZM155 51V52H154ZM214 51H215V54H214ZM237 51V52H236ZM254 51V52H253ZM9 52H10V54H9ZM75 52V53H74ZM77 52V53H76ZM88 52V53H87ZM91 52V53H90ZM98 52V53H97ZM106 52V53H105ZM175 52V53H174ZM199 52V53H198ZM209 52H210V54H209ZM240 52V53H239ZM253 52V53H252ZM23 53V52H22ZM23 53V54H24ZM71 53V54H70ZM81 53H82V55H83V57H85V58H83L82 57V55H81ZM97 53V54H96ZM116 53V54H115ZM132 53V54H131ZM135 53V54H134ZM150 53V54H149ZM194 53V54H193ZM236 53V54H235ZM31 54V53H30ZM96 54V55H95ZM109 54V55H108ZM133 54L134 55H136V56H139V57H141V59H137L138 57H136V59H134V57H133ZM155 54V55H154ZM259 54V55H258ZM7 55V56H6ZM22 55V56H21ZM47 55V54H46ZM77 55V56H76ZM81 55V56H80ZM108 55V56H107ZM143 55V56H142ZM149 55V56H148ZM153 56V57H151V56ZM194 55V56H193ZM209 55H210V57H209ZM251 55V56H250ZM256 55V56H255ZM16 56H18V57H16ZM48 56V55H47ZM50 56V55H49ZM75 56V57H74ZM176 56V57H175ZM208 56V57H207ZM211 56H212V58H211ZM215 56V57H214ZM235 56V57H234ZM246 56V57H245ZM253 56V57H252ZM27 57H29L28 58V60H27ZM180 57V58H179ZM4 58V59H3ZM21 58V59H20ZM230 58V59H229ZM246 58V59H245ZM253 58V59H252ZM3 59V60H2ZM16 59V60H17ZM40 62V60H41V62L39 63H37V60ZM148 59V60H147ZM189 59V60H188ZM257 59H258V61H257ZM31 60H33L32 62H33V67H32V65H31ZM69 60V61H70ZM86 60H87V62H86ZM107 60V61H106ZM135 60V61H134ZM170 60V61H169ZM213 60V61H212ZM216 60V61H215ZM18 61V60H17ZM27 61V62H26ZM30 61V62H29ZM43 61H45V62H43ZM74 61V62H73ZM133 61V62H132ZM202 61V62H201ZM247 61V62H246ZM4 62V63H3ZM36 62V63H35ZM107 62V63H106ZM141 62V63H140ZM146 62V63H145ZM186 62V63H185ZM198 62V63H197ZM212 62V63H211ZM213 62H215V64H214V66H215V68H216V70H217V72H214L215 70H213V69H211V68H209V64H212V66H213ZM43 63V64H42ZM75 65H74V64ZM80 63V64H79ZM86 63V64H85ZM88 63V64H87ZM106 63V64H105ZM138 63V64H137ZM149 65H148V64ZM232 63V64H231ZM29 64V65H28ZM101 64H103V65H101ZM133 64V65H132ZM202 64V65H201ZM260 64V65H259ZM3 65H4V67H3ZM31 65V66H30ZM44 65V66H43ZM77 65V66H76ZM86 65V66H85ZM181 66L180 67V69H182V68H186L185 70L184 69H182V72L180 73V71L178 70V68L179 67H177V66ZM187 65V66H186ZM6 66V67H5ZM40 66V67H39ZM92 66V67H91ZM98 68H97V67ZM102 68H100V67ZM103 66V67H102ZM136 66L137 67H142V69H145V70H143L144 71V73H142L141 75H139V74H137L136 73V70L135 69H137L136 68ZM144 66H148V70H147V73H145L146 72V67H144ZM208 66V67H207ZM39 67V68H38ZM43 67L45 68L44 70H43ZM125 67V68H124ZM200 67V68H199ZM230 67V68H229ZM3 68V69H2ZM41 68V69H40ZM220 68V69H219ZM250 68V69H249ZM79 69V70H78ZM98 70V69H100V70H102V73L101 74H98V76H97V78L96 77H94L93 78V76L91 75V73H89V72H91V71H93V70ZM208 69V70H207ZM210 69H211V71H210ZM19 70V71H18ZM30 70V69H29ZM40 70V72L39 73H37L38 71ZM42 70V71H41ZM119 70H121L122 72L121 73H123V75L121 74V76H123V77H119ZM177 70V71H176ZM188 70V71H187ZM192 70V71H191ZM222 70V71H221ZM252 70V71H251ZM253 70H255V71H253ZM264 70V69H263ZM261 71V72H259V75H261V77H260V81H261V83H263L264 82V71ZM18 71V72H17ZM34 73H33V72ZM124 71V72H123ZM128 71V72H127ZM156 76H155V74H154V76H155V78H157V77H159V70H158V68H156ZM219 71V72H218ZM12 72V73H11ZM26 74H25V73ZM70 72V73H69ZM71 72H72V74H71ZM103 72H104V75H103ZM158 72V73H157ZM186 72V73H185ZM255 72V73H254ZM24 73V74H23ZM28 73V74H27ZM75 73V74H74ZM125 73V74H124ZM185 73V74H184ZM231 73H233V74H231ZM250 73H251V75H250ZM22 74H23V76H22ZM33 74H36V75H33ZM45 74V73H44ZM43 74V75H44ZM64 74V75H63ZM78 74V75H77ZM134 74V75H133ZM145 74V75H144ZM158 74V75H157ZM179 74H183V75H179ZM230 74L232 75V76H230ZM254 74V75H253ZM20 75V76H19ZM42 75V74H41ZM40 75V76H41ZM41 76V77H44V76ZM71 75H72V77H71ZM89 75H91L90 77H88ZM137 75V76H136ZM147 75V76H146ZM177 75V76H176ZM226 75V74H225ZM19 78H18V77ZM25 76V77H24ZM29 76V77H28ZM36 76V77H35ZM39 76V77H40ZM68 76V77H67ZM74 76V77H73ZM110 76V77H109ZM149 76V77H148ZM180 76V77H179ZM257 76H258V72H257ZM14 77V78H13ZM33 77V78H32ZM40 77V78H41ZM93 78V79H89V78ZM151 77H153V76H151ZM185 77H187V78H185ZM192 77H193V79L196 77V78H198V79H196L195 78V80L196 81H193V79H192ZM232 77V78H233ZM20 78V79H21ZM36 78V79H35ZM73 78V79H72ZM81 78V79H80ZM96 78V79H95ZM121 78H123V80L121 79ZM127 80H125V79ZM143 78V79H142ZM231 78V79H232ZM232 79V80H230V84H231V82L233 81V82H235V80H236V78L235 79ZM249 78V79H250ZM19 79V80H20ZM25 79V80H24ZM31 79V80H30ZM75 79V80H74ZM138 79V80H137ZM185 80V81H183V80ZM254 79V80H253ZM35 81V83L33 82V81ZM109 80V81H108ZM122 80V81H121ZM263 80V81H262ZM62 81V82H61ZM63 81H64V83H63ZM108 81V82H107ZM191 81H192V84H190L191 83ZM228 81V80H227ZM259 81V82H260ZM24 82H26V83H24ZM61 82V83H60ZM106 82V83H105ZM185 82H186V85H188V86H186L185 85ZM189 82V83H188ZM213 83L214 84V86H212L210 83ZM222 82V83H221ZM229 82V81H228ZM232 82V83H233ZM30 83L32 84V86L30 85ZM33 83H34V86H33ZM137 83V84H136ZM142 83V84H141ZM209 83V84H208ZM257 82L255 81V83H253L254 85H251V86H253V88H256L258 85H255ZM74 84V85H73ZM110 84V85H109ZM203 84H204V87H203ZM217 84V85H216ZM11 87H10V86ZM25 85V86H24ZM82 85V86H81ZM190 85V86H189ZM202 85V86H201ZM259 85H260V83H259ZM3 86V87H2ZM24 86V87H23ZM26 86H28V87H26ZM192 86V87H191ZM256 86V87H255ZM14 87V88H13ZM64 87V88H63ZM124 87V88H123ZM127 87V88H126ZM215 87V88H214ZM259 87V86H258ZM10 88V89H9ZM13 88V89H12ZM32 88H34V89H32ZM53 88V89H52ZM131 88H132V90H131ZM2 89V90H1ZM36 89V90H35ZM55 89V90H54ZM62 90V91H60V90ZM72 89V90H71ZM137 89V90H138ZM19 90V91H18ZM118 90V91H117ZM130 90H131V92H130ZM33 91V92H32ZM15 92V93H14ZM57 92H60V93H62V94H59L58 93V95H57ZM71 93V94H70ZM75 95H74V94ZM65 94V95H64ZM11 95V96H10ZM20 95V96H19ZM23 95V96H22ZM25 95V96H24ZM31 95V96H30ZM136 96H134L133 95V98H138V96H137V94H135ZM14 96V97H13ZM18 96V97H17ZM27 96H28V98H27ZM24 97V98H23ZM55 97V98H56ZM118 97V98H117ZM15 98H17V99H15ZM22 98V99H21ZM26 98V99H25ZM61 98H62V100H61ZM82 98V99H81ZM103 98V99H102ZM3 99V100H2ZM19 99V100H18ZM24 99V100H23ZM33 100V102H32V100ZM53 99H54V97H52V100L51 101H53ZM109 99V100H108ZM111 99H112V101H111ZM176 99V100H175ZM174 100H175V108L174 107H170V105L168 104V103H166L165 102V104H163L162 105V107L164 108H162V109H160V111H159V116H163V117H161V119H160V123H162V125L163 124H170V123H173L172 121H176L175 122V124L176 123H178V124H181V129L180 130H182V134L184 135V137L186 138L187 137V139H186V141L187 140H189V144H188V147H186V152L188 151L189 152V148L191 147V148H193V146H195L196 147V144L194 143V136H193V131H192V124L191 123H189L190 125H188V122L189 121H186V120H189V118L187 117V116H190L191 114H192V110H187L186 108H184L185 107V103L183 102V100L181 101V99H179V98H175ZM9 100V101H8ZM21 100V101H20ZM26 100V101H25ZM61 100V101H60ZM85 100V101H84ZM105 100V101H104ZM180 100V101H179ZM14 101H15V103L17 104V102H18V104H17V106H15L16 104H14V106H13V103H14ZM25 103H24V102ZM28 101V102H27ZM30 101V102H29ZM68 101V102H67ZM117 101V102H116ZM21 102H23V103H21ZM32 102V103H31ZM107 102V103H106ZM116 102V103H115ZM177 102H179V103H177ZM10 103H12V104H10ZM27 103V104H26ZM31 103V104H30ZM56 103H55V105H56ZM129 103V104H128ZM150 103H151V106L152 107H156V105H157V101H156V99H153V97H152V99H151V101H150ZM155 103V104H154ZM20 104H22V106L20 105ZM53 104H54V102H53ZM64 104V105H63ZM109 104V105H108ZM167 104V105H166ZM178 104V105H177ZM7 106V108H6V106ZM10 105H11V107H10ZM58 105H56V106H58ZM62 105V106H61ZM177 105V106H176ZM27 106V107H26ZM108 106V107H107ZM129 106V107H128ZM135 106V107H134ZM24 109H22V108ZM24 107H26V108H24ZM64 107V108H63ZM97 107V108H96ZM103 107H105V108H103ZM177 107V108H176ZM4 108V109H3ZM6 108V109H5ZM13 110H12V109ZM32 108V109H33ZM178 108H180V109H178ZM170 109V110H169ZM67 110V111H66ZM92 110V111H91ZM110 110V111H109ZM174 110V111H173ZM7 111V112H6ZM78 111V112H77ZM91 111V112H90ZM105 111V112H104ZM109 111V112H108ZM185 111V112H184ZM14 112H15V110H14ZM93 112V113H92ZM137 112V113H136ZM162 112V113H161ZM190 112V113H189ZM202 112V111H201ZM200 112V116L199 117H201L202 115H204V116H206L205 114H203V112L201 113ZM188 113V114H187ZM199 113V112H198ZM73 114V115H72ZM86 114V115H87ZM120 114V115H119ZM16 115V116H15ZM100 115V116H99ZM107 115V116H106ZM182 115V116H181ZM19 116V117H18ZM87 117V118H88ZM16 118V119H15ZM58 118V119H57ZM163 118H165L166 119V121H165V119L162 121V119ZM206 117H204V119H205ZM24 119H25V121L27 120V122H25L24 121ZM65 119V120H64ZM76 119V118H75ZM75 119H74V121H75ZM118 119V120H117ZM120 119V120H119ZM201 119H203V117L201 118ZM202 120L203 122L205 121H208V119L206 120ZM17 120V121H16ZM153 120V121H152ZM168 120V121H167ZM169 120H170V122H169ZM184 120V121H183ZM73 121V120H72ZM129 121V122H128ZM148 121L149 120H147V122H143L142 124H143V126H145V124L146 123H148ZM151 121L154 123V119H151ZM165 121V122H164ZM1 122H2V124H1ZM28 122H29V124H28ZM57 122V123H56ZM112 122V123H111ZM125 122V123H124ZM184 122V123H183ZM186 122V123H185ZM8 123V124H7ZM25 123V124H24ZM207 123V122H206ZM27 124H28V126H27ZM118 124V125H117ZM187 124V125H186ZM19 125V126H18ZM55 125V126H54ZM119 125H120V127H119ZM125 127H124V126ZM183 125V126H182ZM24 126V127H23ZM54 126V127H53ZM115 126V127H114ZM189 126H190V128H189ZM3 127V128H2ZM5 127V128H4ZM7 127L8 128H10L11 129V131H13V133L14 134H16L18 137L20 136V135H24V137H17L16 136V138H14V139H8V140H5V138H4V140L3 139H1L2 138V131L1 130H3V129H7ZM22 129H21V128ZM50 127V128H51ZM111 127V128H110ZM117 127V128H116ZM185 127V128H184ZM51 128V129H52ZM125 128H127L126 130H125ZM16 129V130H15ZM111 129V130H110ZM119 129V130H118ZM22 130V131H21ZM106 130H108V131H106ZM116 130V131H115ZM123 130V131H122ZM130 130V129H129ZM60 131H61V129H60ZM111 131L113 132V133H111ZM115 131V132H114ZM120 131V132H119ZM132 131V130H131ZM131 131H130V133H131ZM156 131V130H155ZM71 132V133H70ZM75 132V133H74ZM77 132V133H76ZM192 132V133H191ZM19 133H21L20 135H18ZM48 133V134H47ZM52 133V134H51ZM62 133V134H61ZM112 135H111V134ZM129 133V135H131ZM70 134V135H69ZM123 134V133H122ZM148 134V133H147ZM154 134H155V132H154ZM153 134V137H152V140L153 141H151V138L149 139V141L152 143H150L149 142V144H151V145H153V143H155L156 142V140H157V138L155 139L154 137H156L155 135ZM22 135V136H23ZM78 135V136H77ZM191 135V136H190ZM68 136V137H67ZM54 137H56V138H54ZM81 139H80V138ZM183 137V139H185ZM23 138V139H22ZM53 138V139H52ZM71 138V139H70ZM132 139V141H130V142H128V144L131 146L132 144H130V143H133V141H134V138H135V136H133L132 135V137H131ZM182 137H180V141L182 140L181 139ZM20 139V140H19ZM74 139V140H73ZM78 139V140H77ZM80 139V140H79ZM23 140V141H22ZM49 140V141H50ZM63 140H64V142H63ZM66 140V141H65ZM70 140V141H69ZM77 140V141H76ZM82 140V144H80L79 143V141H81ZM4 141V142H3ZM7 141V142H6ZM18 141V142H17ZM52 141H50V142H52ZM60 141V142H59ZM62 141V142H61ZM74 141V142H73ZM75 141H76V143H75ZM99 141V142H98ZM14 142V143H13ZM17 142V143H16ZM73 142V143H72ZM80 144V146L78 145V143ZM104 142V143H103ZM23 143V144H22ZM27 143V142H26ZM57 143V144H58ZM98 143V144H97ZM116 143H117V141H116ZM114 144V146H113V149H111L112 151V153L113 154H115V155H118V157H122L123 155V147H122V145L120 146L118 143L117 144ZM168 143H170L171 144V142H168ZM11 144V145H12ZM72 144H75L74 146L72 145ZM86 144V145H85ZM101 144V145H100ZM126 145V147H127V149L130 147L129 145ZM191 144V145H190ZM12 145V146H13ZM21 145L23 146V147H21ZM26 147H25V146ZM59 145V144H58ZM172 146V144L171 145H166V151L168 152V153H166V155L167 156H165V159H167L166 161V165H165V168L164 167H162V166H157L156 167V171H157V169H158V175L161 173V172H159V171H161L162 169V173L164 172V173H168V174H165V176H163L164 174H162L161 173V175L164 177V179H163V182L164 183H166V184H168L169 182V179L172 177H170V175H171V173L169 174V172H168V170L172 167L171 165L173 164V162L176 160V157H174V151H173V149L172 148H169V147H171ZM24 147H25V149H24ZM82 147V148H83ZM169 148V149H168ZM190 148V149H191ZM126 149V148H125ZM168 149V150H167ZM119 150H120V152H119ZM22 151V152H21ZM27 151H29V152H27ZM100 151V152H99ZM116 151V152H115ZM170 152V153H169ZM68 153V154H67ZM96 153V154H95ZM98 153V154H97ZM129 152H127V154H128ZM19 154H22V155H19ZM100 154V155H99ZM10 155V156H9ZM20 156V157H18V156ZM25 155V156H24ZM9 156V157H8ZM14 156V157H13ZM51 156H55V157H51ZM169 156V157H168ZM2 157V156H1ZM96 157V158H95ZM106 157V158H105ZM17 158H18V160H17ZM20 158H21V160H20ZM56 158H58V156L56 157ZM96 159V160H95ZM55 161H56V159H54ZM102 160V161H101ZM168 160H169V162H168ZM14 161V162H13ZM44 163H43V162ZM17 162V163H16ZM81 162V163H80ZM79 162V167H81L82 168V170L84 171V172H86V161H80ZM11 163H12V165H11ZM167 163H169V164H167ZM94 164H96V165H94ZM31 165V166H30ZM92 165V166H91ZM44 166V167H43ZM170 166V167H169ZM12 167V168H11ZM169 167V168H168ZM96 169V168H95ZM161 169V170H160ZM168 169V170H167ZM172 169V168H171ZM170 169V170H171ZM10 170V171H9ZM25 170V171H24ZM88 171V170H87ZM89 171V172H90ZM165 171H167V172H165ZM52 174V175H51ZM92 174V173H91ZM123 174L127 177V178H129L133 173L132 172H130L128 169H124L123 170ZM135 175H137V174H135ZM160 175V176H161ZM47 176V177H46ZM75 178L76 177H78L79 175L77 174V175H73ZM170 178H169V177ZM162 177V178H163ZM13 178V177H12ZM166 178H167V180H166ZM47 180V181H46ZM13 181H15L14 183H13ZM88 181H92V182H94L93 181V179H90V180H88ZM167 181V182H166ZM171 181V180H170ZM2 180L0 181V189H1V187H5V183H4ZM111 182V183H110ZM120 182H121V179L119 178V177H117V176H113V175H110L109 176V179L108 180H106V181H104L103 182V186H102V189H101V191H100V197H99V203H96V206H94L93 208H91V206H89L90 208H89V210H88V212H86V215L89 217L90 215V217H93V215H94V217H95V214L97 215V216H102V214L101 213H99L97 210L101 207V208H103V209H105L104 208V204L106 203V197L108 196L107 194H110V191L115 187V185L119 188V192H120V200H121V198H122V200H123V202H124V205L125 206H127L126 205V201H132L131 199H134L133 198V196L134 195H132L133 193H135L134 192V190L133 189H135L133 186H135L134 185V183H132V190H133V193H131V192H127V193H131L129 196H127L126 195V193H125V195H122L123 194V187L120 185ZM17 183V184H16ZM4 184V185H3ZM14 184L16 185V186H14ZM80 184V183H79ZM89 184H91L92 185V183L91 182H89ZM153 184V183H152ZM3 185V186H2ZM6 185V188H8L9 186H7ZM80 186H81V184H80ZM83 186V185H82ZM167 186V185H166ZM50 187V188H49ZM171 187H172V184H171ZM88 188H90V186L88 187ZM166 188H170V185L169 186H167ZM9 189V188H8ZM85 189V188H84ZM111 189V190H110ZM26 190H30L31 191V188H27L26 187ZM86 190V189H85ZM88 190V189H87ZM91 189H89V191H90ZM107 190H110V191H107ZM29 191V192H30ZM11 192V191H10ZM10 192H9V190H7V192L5 191V192H1L0 191V227H2V233H0V238H4V243L2 242H0V245L2 244L3 245V250L1 249L0 250V256L2 257H0V264H28V262L27 261H23V260H20V259H22L21 258V256H20V254H24L25 252H24V250H23V242H24V240H25V238H28V237H26V236H30L29 237V239L31 240L32 239V242L34 241H36L37 239V241H43L44 243H47V248H45L46 249V251H44V259H41V262L43 263V264H62V257H60L61 255H62V250H60V251H58V250H55V249H52V248H50L51 246V244H49V242H51L52 240H54L53 239V235H54V238L56 237V235H57V233H56V231H57V228H56V224H54L53 222H55L56 223V221H59V222H61L63 219H64V215H66V214H68L66 211H64V209H63V207L64 208H66L68 205L69 206H71V195L70 196H64L63 197V202H62V206H60L59 205V201H58V199H55V198H50V199H46L47 200V202H46V204H47V206H48V208H50L49 209V211H50V213H52V221L50 222H45L44 223V227H43V225H41L40 226V224H41V221H40V218L38 219V218H36V215L34 214V212H33V201H32V199L31 198H29V197H26V196H23V197H25V198H23L22 196H19V197H17V196H15V193L13 194L12 192H11V194H10ZM7 193H8V195H7ZM107 193V194H106ZM12 195H14V196H12ZM80 195V194H79ZM78 195V196H79ZM81 196V195H80ZM80 196L78 197V199L80 198ZM254 196H256V195H254ZM68 197V198H67ZM125 197V198H124ZM128 197V198H127ZM29 198V199H28ZM127 198V199H126ZM129 198H131V199H129ZM155 198V197H154ZM256 199H257V196L255 197ZM255 198H254V200H255ZM15 201H14V200ZM67 199V200H66ZM52 200V201H51ZM82 200V201H81ZM154 200V199H153ZM261 201L262 202V200L260 199V197H258V199H257V202H259V201ZM50 201V202H49ZM13 202V203H12ZM24 202V203H23ZM57 202V203H56ZM69 202V203H68ZM83 202V199H82V196H81V198L79 199V204H81ZM255 202H256V200H255ZM23 203V204H22ZM52 203V204H51ZM66 203H68V205L66 204ZM260 203V202H259ZM16 204V205H15ZM54 204V205H53ZM103 204V205H102ZM128 204L130 205V202H128ZM52 205V206H51ZM129 205L127 206V207H129ZM9 206V207H8ZM16 206V207H15ZM20 206V207H19ZM31 206V207H30ZM50 206V207H49ZM100 206V207H99ZM18 207V208H17ZM26 207V208H25ZM52 207V208H51ZM54 207V208H53ZM61 207H62V209H61ZM22 208V209H21ZM98 208V209H97ZM101 208H100V212H102V210H101ZM131 208H133V205H131ZM12 209H13V211H12ZM27 209V210H26ZM31 209V210H30ZM10 210H11V212H10ZM18 210V211H17ZM91 210H93V212L91 211ZM22 211V212H21ZM174 211V212H173ZM13 212V213H12ZM65 212V213H64ZM91 214H90V213ZM98 212V213H97ZM171 212V213H170ZM177 212H179V213H177ZM61 213V214H60ZM63 213V214H62ZM175 213V214H174ZM29 214V215H28ZM33 214V215H32ZM90 214V215H89ZM100 214V215H99ZM179 214V215H178ZM185 213H181L180 211H176V210H173V209H171L170 211L167 209L166 210V212H165V216L163 217L162 215L160 216V215H157V217L156 218H153L152 219V221L149 223L151 226H149V227H151V229H150V233H149V239H147L148 241H149V243H150V245H151V247H150V245H149V247H148V250L147 249H145L144 247H138V245H131V243L129 244V242H130V240H129V242H128V245L130 246H125L124 245V240H123V238H124V231H125V228H124V225H121V224H123L126 220V218L125 217H123V218H125V219H123V218H121V221H119L120 219H118V218H115L114 220H111L110 221V223H111V225L112 226H114L115 227V229H116V227L118 226V225H121V227L120 226H118V229H120L119 230V232H120V234H123V235H120V234H118L119 236L117 237L116 236V240H118L116 243H115V245L113 244V246H110V247H108V245H107V241H105V243H106V245L104 244V246L106 247V249H104V251H100L99 249H98V247H99V244L102 242V239L105 237H108L109 238V236L111 235V233L112 232H114L113 230H111V232L109 233L108 231H107V229L109 228H107L106 229V231H105V228L107 227L106 225H104L103 223H102V227H101V229L103 228V230H101L99 233L97 232L96 234H94L93 236H95V238H97V239H95V243H94V241L91 243V252L90 253H93L94 255H92L91 254V256L94 258V256L96 255V257H97V255H98V253H99V255H98V257L100 256L101 258L102 257H104V259H105V263L104 264H111V262H112V260L114 261L113 262V264L115 263V262H118L119 264H130L131 262V264H140L141 262L142 263H146V262H148L149 264L151 263V264H195L196 263V261L197 260H200V258H201V256L203 255L202 254V252H201V248H199V246L200 247H206V248H212V245H211V242H212V240H217L218 238V240H217V242L218 241H221V243L223 244L221 247H219V248H216V249H213L214 250V253H215V260L213 261V262H211L210 261V263L209 262H207V264H238L239 262H240V260L239 261H237V256L235 255V253H233L234 251L233 250H231L230 249V246L232 247L233 245V243H236V241L238 242V241H241L240 239H238L237 237H236V239H235V235H234V233H232V232H229V233H227V234H225L224 232H223V234H221L222 232H220V234L222 235H219V233L218 232H216V229H213L214 231L212 232V231H210L209 232V234H210V236H209V234H208V232L206 231H204V232H199V231H197L198 233L197 234H194L195 235V237H194V235H192V232H190V230H189V228H194V225H195V227H198V228H194V229H196V230H198L199 229V226H201L200 224H201V222H200V224H199V222L197 221H193L192 222V220L190 221V219L188 218V217H185V216H187L186 214L184 215ZM18 215V216H17ZM35 215V216H34ZM11 216V217H10ZM20 216V217H19ZM28 216H30V217H28ZM55 216V217H54ZM160 216V217H159ZM58 217V218H57ZM89 217V218H90ZM93 217V218H94ZM138 217V216H137ZM132 218V219H130V222H133V225L135 226V232H136V230L137 231H139L140 229V227H138L139 225H140V218L138 217V218ZM163 217V218H162ZM182 217V218H181ZM56 220H55V219ZM93 218H92V220H93ZM95 218H98V217H95ZM94 218V219H95ZM160 218V220H158ZM7 219V220H6ZM34 219V220H33ZM36 219V220H35ZM91 219V218H90ZM157 219V220H156ZM100 220H102V222H104V220H103V218H101V219H99V223L101 222ZM163 220H164V222H163ZM188 220V221H187ZM22 221V222H21ZM32 221V222H31ZM35 221V222H34ZM39 221H40V223H39ZM124 221V222H123ZM15 222V223H14ZM37 222V223H36ZM121 224H120V223ZM123 222V223H122ZM172 222V223H171ZM174 222V223H173ZM189 222V223H188ZM20 223H23V224H20ZM31 223V224H30ZM39 223V224H38ZM53 223V224H52ZM105 223V222H104ZM113 223V224H112ZM176 223V224H175ZM197 223V224H196ZM28 224V225H27ZM33 224V225H32ZM101 224V223H100ZM192 224V225H191ZM27 225V226H26ZM56 225V226H55ZM174 225V226H173ZM178 225V226H177ZM104 226H105V228H104ZM108 226H109V223H108ZM12 227V228H11ZM21 227V228H20ZM35 228V229H34ZM159 228V229H158ZM181 228V229H180ZM21 229V230H20ZM24 229V230H23ZM156 229H157V231H156ZM164 229V230H163ZM28 230H29V232H28ZM24 231V232H23ZM54 231V232H53ZM184 231V232H183ZM188 231V232H187ZM36 232V233H35ZM38 232V233H37ZM153 232V233H152ZM183 232V233H182ZM214 232H216V233H214ZM47 233V234H46ZM100 233H101V235H100ZM105 233H109V234H105ZM136 233H138V232H136ZM190 235H189V234ZM200 233V234H199ZM5 234V235H4ZM9 234V235H8ZM29 234V235H28ZM125 234H126V232H125ZM163 234H164V236H163ZM184 234V235H183ZM213 234V235H212ZM216 234V236H214ZM2 235V236H1ZM6 235H7V239H6V241H8V239H10L9 241H10V243L12 244L11 245V247H9L8 245H7V247L10 249H8V248H6V245H5V238H6ZM52 235V236H51ZM108 235V236H107ZM117 235V234H116ZM152 235V236H151ZM198 235V236H197ZM217 235H219V236H221V237H219V236H217ZM225 235V236H224ZM25 238H24V237ZM44 236V237H43ZM151 236V237H150ZM173 236V237H172ZM177 236V237H176ZM184 236V237H183ZM211 236H213V238L211 237ZM263 236V235H262ZM261 236V238H262V240H261V238H260V244L261 245H263L264 246V236L262 237ZM47 237V238H46ZM122 239H121V238ZM181 237H183V238H181ZM197 237V238H196ZM217 239H216V238ZM224 237V238H223ZM2 238V239H3ZM35 238V239H34ZM99 238V239H98ZM104 238V239H105ZM108 238H106V239H108ZM140 238H141V236H140ZM148 238V237H147ZM177 238V239H176ZM189 238V239H188ZM191 238V239H190ZM211 238H212V240H211ZM52 239V240H51ZM93 239V240H94ZM101 239V240H100ZM104 239H103V241H104ZM120 239V240H119ZM187 239V240H186ZM141 240H142V238H141ZM150 240H151V242H150ZM195 240H196V242H195ZM201 240V241H200ZM100 241V242H99ZM210 241V242H209ZM261 241L263 242V243H261ZM99 242V243H98ZM155 242V243H154ZM178 244H177V243ZM199 242H202V243H204L203 245L204 246H201V243H199ZM121 243V244H120ZM123 243V244H122ZM196 243V244H195ZM249 243V242H248ZM256 243V242H255ZM157 244V245H156ZM168 244V245H167ZM170 244V245H169ZM257 244V243H256ZM259 244V243H258ZM1 245V246H2ZM5 245V246H4ZM18 245V246H17ZM22 245V246H21ZM117 245H118V247H117ZM124 245V246H123ZM152 245H153V247H152ZM172 245V246H171ZM196 245V246H195ZM248 245H250L249 246V248L248 249H250V250H245V252L243 253V257L245 258V259H242V261L240 262V264H255L257 261H256V259H255V257H256V255L254 256V246H256V245H254V242L253 243H251L250 242V244H248ZM253 245V246H252ZM12 246H13V248H12ZM49 246V247H48ZM132 246V247H131ZM186 246V247H185ZM22 247V248H21ZM121 249H120V248ZM124 247V248H123ZM128 249H127V248ZM1 248V247H0ZM210 248V249H211ZM125 249H126V251H125ZM144 249V250H143ZM184 249V250H183ZM201 249V250H200ZM253 249V250H252ZM49 250V251H48ZM117 250V251H116ZM174 250V251H173ZM198 250V251H197ZM224 250V251H223ZM226 250V251H225ZM13 253H12V252ZM16 251V252H15ZM100 251V252H99ZM131 251V252H130ZM142 251V252H141ZM147 251V252H146ZM228 251H230V252H228ZM246 251H249V252H247L246 253ZM21 252V253H20ZM22 252H24V253H22ZM45 252H47V253H45ZM110 252V253H109ZM201 252V253H200ZM61 255H60V254ZM105 253V254H104ZM142 253V254H141ZM186 253V254H185ZM246 253V254H245ZM254 253V254H253ZM16 254V255H15ZM103 254H104V256H103ZM107 254V255H106ZM111 254H112V256H111ZM132 254V255H131ZM164 254V255H163ZM170 254V255H169ZM182 254V255H181ZM230 254V255H229ZM249 254V255H248ZM117 255H119V256H117ZM134 255V256H133ZM145 255V256H144ZM147 255V256H146ZM167 255V256H166ZM173 257H172V256ZM181 255V256H180ZM186 255V256H185ZM232 255V256H231ZM20 256V257H19ZM130 256V257H129ZM154 256V257H153ZM170 256V257H169ZM188 256V257H187ZM191 256V257H190ZM200 256V257H199ZM224 256V257H223ZM95 257V258H96ZM98 257L96 258V259H98ZM99 257V258H100ZM112 257H116V259L115 258H112ZM143 257V258H142ZM154 259H153V258ZM18 258V259H17ZM100 258V259H101ZM111 258H112V260H111ZM119 260H118V259ZM235 258V259H234ZM17 259V260H16ZM139 259V260H138ZM156 259V260H155ZM15 260V261H14ZM58 260V262H56ZM110 260H111V262H110ZM115 260H117V261H115ZM142 260V261H141ZM146 260H148V261H146ZM162 260V261H161ZM187 260H188V262H187ZM47 261V262H46ZM150 261V262H149ZM158 261V262H157ZM223 261V262H222ZM11 262V263H10ZM21 262V263H20ZM61 262V263H60ZM136 262V263H135ZM154 262V263H153ZM165 262V263H164ZM141 263V264H142ZM147 263V264H148ZM93 264H96V262L95 261H93Z\"/></svg>", "mask_w": 264, "mask_h": 264}]
</instances>
